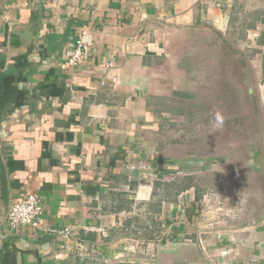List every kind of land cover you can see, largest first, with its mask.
Segmentation results:
<instances>
[{
    "label": "crops",
    "instance_id": "obj_1",
    "mask_svg": "<svg viewBox=\"0 0 264 264\" xmlns=\"http://www.w3.org/2000/svg\"><path fill=\"white\" fill-rule=\"evenodd\" d=\"M240 92L264 135V0H0L10 203L43 206L37 228L1 226L0 264H264V140L246 164L263 189L229 207L175 157L206 101Z\"/></svg>",
    "mask_w": 264,
    "mask_h": 264
},
{
    "label": "rangeland",
    "instance_id": "obj_2",
    "mask_svg": "<svg viewBox=\"0 0 264 264\" xmlns=\"http://www.w3.org/2000/svg\"><path fill=\"white\" fill-rule=\"evenodd\" d=\"M238 67H242L238 63ZM224 88V87H223ZM244 93V92H243ZM243 93L238 94V100L230 101L228 95L221 93L220 115H214L210 111H215L218 102L206 101L205 108L201 109V115L195 118L193 131L185 135L186 144L179 139L180 134L175 135V157L184 156L194 163L201 161L206 164L201 168L198 164L190 165L191 171L204 170L201 174L190 177V182L197 184L201 191H214L220 195L231 192V196L221 197L227 201L226 206L231 205V200L235 193L242 196L246 186L251 188L263 189L262 179L248 175L247 162L251 158V143L257 144L264 140L262 122L257 116V101L255 96H248L244 99ZM242 98V100H241ZM205 112V113H204ZM217 116L222 120V124L217 123ZM255 147V145H254ZM217 159L222 163L214 171H207V165L212 164ZM182 168V166H180ZM184 171H185V167ZM219 199V198H218ZM223 204V206H224ZM235 206V205H234Z\"/></svg>",
    "mask_w": 264,
    "mask_h": 264
},
{
    "label": "built area",
    "instance_id": "obj_3",
    "mask_svg": "<svg viewBox=\"0 0 264 264\" xmlns=\"http://www.w3.org/2000/svg\"><path fill=\"white\" fill-rule=\"evenodd\" d=\"M88 35L87 30H80L73 45L65 52V61L70 67H75L81 63L89 45L85 40ZM43 215V206L36 195H29L23 200L12 203L9 207L6 226L9 230H19L23 227L37 228L40 226ZM48 234L52 230L46 229ZM68 232L65 233L67 235Z\"/></svg>",
    "mask_w": 264,
    "mask_h": 264
},
{
    "label": "water",
    "instance_id": "obj_4",
    "mask_svg": "<svg viewBox=\"0 0 264 264\" xmlns=\"http://www.w3.org/2000/svg\"><path fill=\"white\" fill-rule=\"evenodd\" d=\"M10 204V193L5 163L0 150V228L4 222H6Z\"/></svg>",
    "mask_w": 264,
    "mask_h": 264
},
{
    "label": "clouds",
    "instance_id": "obj_5",
    "mask_svg": "<svg viewBox=\"0 0 264 264\" xmlns=\"http://www.w3.org/2000/svg\"><path fill=\"white\" fill-rule=\"evenodd\" d=\"M217 123L218 124H222L223 123V120L219 116H217Z\"/></svg>",
    "mask_w": 264,
    "mask_h": 264
}]
</instances>
